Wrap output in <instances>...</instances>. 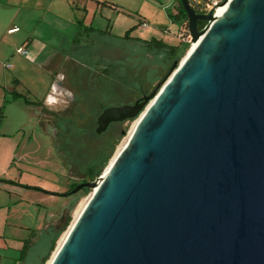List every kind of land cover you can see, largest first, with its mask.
I'll return each mask as SVG.
<instances>
[{"label": "water", "instance_id": "1", "mask_svg": "<svg viewBox=\"0 0 264 264\" xmlns=\"http://www.w3.org/2000/svg\"><path fill=\"white\" fill-rule=\"evenodd\" d=\"M178 1L195 46L98 114L138 120L49 264H264V0Z\"/></svg>", "mask_w": 264, "mask_h": 264}, {"label": "rangeland", "instance_id": "2", "mask_svg": "<svg viewBox=\"0 0 264 264\" xmlns=\"http://www.w3.org/2000/svg\"><path fill=\"white\" fill-rule=\"evenodd\" d=\"M120 2L122 4H118L124 8V11L106 9L102 15L96 12L94 16L92 12H89L83 22H75L72 27L78 30L80 25L83 28L91 24L93 27L104 29L108 24L105 18L107 16L110 20L111 34L114 36H122L126 30L130 29L132 35L140 38L156 37L170 44L177 43L181 23L174 17L170 18L168 12L174 16L178 0H122ZM138 18L146 21V28L138 25ZM114 36L100 37L104 44L100 41L101 43L90 47L91 56L95 59L94 61H97L96 66L102 68L103 62H113L116 59L118 63L124 61L126 54L120 48L124 46L126 49L127 44L123 43V45ZM188 48L189 46L178 60L183 58ZM76 63L73 65L79 66V70L77 69L79 72L76 68L74 69L76 66L71 64L74 69V78L68 75L67 82L77 102L76 105L69 106L70 108L65 110L68 120L60 123L59 148L65 153L63 160L55 149L50 132L54 122L50 121L45 110H41L44 106L38 108L39 112H36L37 117H35L27 111L28 107L25 106L22 98L11 100L12 88L15 87L13 75L17 76L20 82L16 90L22 92L29 100L36 101L45 90L43 85L49 83L48 71L33 69L29 63L16 72L14 69L9 70L11 79L0 83V143L5 150L4 153L11 154L9 164H0V232L8 239L10 245L22 244L23 239L32 237V232L44 229L52 222L62 225V221L58 222L59 217L69 203V200L60 193L69 188L66 181H76L89 163L101 159L107 151L106 141L111 134H114L117 138L116 143L100 171L101 174L129 131L132 122L138 119H128L121 124L111 125L106 131L97 134L94 129L96 117L101 110L100 102L104 107L120 105L129 102L131 98L132 101V96L136 94L137 97L148 95L166 74V71L163 72L148 88L146 87L144 93H139L134 83H140L143 80L144 69L135 76L133 70L127 66L122 73L121 69L119 70L120 66L116 65L113 73L117 77L112 78L114 82L99 79L95 80L96 85L93 88L85 87L82 90L78 85L77 77H84L83 73L87 70L81 63ZM11 64L17 68L19 62L13 59ZM65 65L61 69L67 70ZM143 86L145 87V84ZM27 89L31 93H28ZM45 107L47 110L59 111L66 106L61 103ZM120 129H124L125 133L121 134ZM9 137L12 139L10 145L6 140ZM90 192L88 190L77 196L76 202L87 199ZM75 207L70 210V218L56 236L54 245L43 264H46L57 243L69 229ZM7 251L9 254L13 253L11 248ZM37 252L39 251L34 248L29 257L35 258Z\"/></svg>", "mask_w": 264, "mask_h": 264}, {"label": "crops", "instance_id": "3", "mask_svg": "<svg viewBox=\"0 0 264 264\" xmlns=\"http://www.w3.org/2000/svg\"><path fill=\"white\" fill-rule=\"evenodd\" d=\"M120 1L122 0H0V83L11 79L9 70L14 69L16 72L30 63L33 69L48 71L50 74L49 83L43 85L45 90L36 101H41L43 106H54L53 83L57 78L58 70L69 58L64 54L78 47L77 43L72 42L77 33L75 27H72L73 24L78 21L83 22L89 12L94 16L96 12L102 15L106 9L124 11V8L118 4H122ZM105 18L108 24L104 29L111 33L110 20L107 16ZM138 19V25L146 22L141 18ZM13 27H17V30L8 32ZM130 36L135 35L130 33ZM21 46L27 50L24 55L16 52ZM13 59L19 62L17 68L11 64ZM18 79L13 75L15 87L12 88L11 95L13 91L23 94L16 90V87L20 86ZM27 91L31 93L29 89ZM18 98L22 97L18 96L11 100ZM23 102L28 107L27 111L37 117L36 112H39V107L34 104L28 105L24 100ZM6 140L10 145L12 139L9 137ZM4 151L0 143V164H9L11 154ZM69 183V180L66 181L67 186ZM20 247L21 244H8V239L0 232V264H21L17 260ZM10 248L13 250L11 254L7 251Z\"/></svg>", "mask_w": 264, "mask_h": 264}, {"label": "trees", "instance_id": "4", "mask_svg": "<svg viewBox=\"0 0 264 264\" xmlns=\"http://www.w3.org/2000/svg\"><path fill=\"white\" fill-rule=\"evenodd\" d=\"M168 16L170 18L174 17L175 19L179 20L182 26L181 27L182 30H184L183 27L185 28L187 26L185 13L182 10L181 5L179 3L177 5V9L174 13V16H172L170 12H168ZM204 23H205L204 20H198L197 27L200 29ZM106 36H114V35L109 33L107 29H98L91 25L83 26V28H81L80 25L72 41L75 44L77 43L78 47L73 48L68 53L64 54L69 57L67 62H70L72 65L73 63L76 62H77L76 64L81 63L83 68H86L85 69L87 70L86 73L85 71H84L85 74L83 73L84 77L82 76L77 77L78 85L80 88H82V90H84L85 87L93 88V86L96 85L95 80L102 79L105 81L107 80L114 82L112 78L115 79L117 76L115 73H113V71L117 65L120 66L119 70L121 69L122 73H124L125 71L124 69L126 68V66L132 69L133 72L135 73V76H137L140 73V71L143 72L144 69V75L141 74L144 76L143 80H141L140 83L139 82L134 83L136 85L137 92L144 93L146 87L148 88V86L152 84V82H154L157 78H159V76L163 72L166 71L167 74L172 63L175 60H178L179 56L183 54V52L186 50L188 46L187 43L182 42L180 39H178L177 43L170 44L156 37L140 38L137 36H130V29H128L125 31V33L122 36L119 37L114 36L117 40L120 41V43L122 44L124 43L125 45L127 44L126 49L124 48V46H121L122 48H120L126 54L124 57V61L118 63L116 59L113 62H103L102 64L103 67L101 68L99 66H96L97 61H94L95 59L91 56L92 51H90V47H93V45L96 43L103 42V40H100L99 38L100 37L105 38ZM96 54L99 53L96 52ZM73 66H76L74 67V69L76 68V70L77 69L79 70V66L75 64ZM98 68L100 73H98L99 71H97ZM119 77L123 78L121 75H119ZM143 84H145V87L143 86ZM136 95L132 96L133 100L137 98ZM18 96H21L25 101V103L28 105L41 104V101H31L25 95L15 91H13L11 98H16ZM131 99L129 102H131ZM100 107L101 109L104 107L102 102H100ZM51 114L54 116V119H56L55 121H57L59 127L62 121L68 120V118L65 115V110L51 112ZM115 143L116 140L113 141V143L110 146H106L107 151L105 155L101 159L89 163V165L85 168L84 172L78 176V179L70 183L69 189L73 188L74 186H76L81 182L91 181L96 175L100 174V171L108 155L112 151ZM87 191H88L87 188H82L77 196H80V194L82 195V193ZM75 201L76 199L69 204L68 212L62 221V225L60 226L49 225L44 229L38 230L37 232H32L31 238L29 237L22 240V244L18 251V257H17V260H19L21 264H43V262L47 258L50 250L54 245V240L56 236L67 224L70 218V210L73 204L75 203ZM34 248L36 251L39 252H37L35 258H30L29 254L31 253L32 250H34Z\"/></svg>", "mask_w": 264, "mask_h": 264}, {"label": "flooded vegetation", "instance_id": "5", "mask_svg": "<svg viewBox=\"0 0 264 264\" xmlns=\"http://www.w3.org/2000/svg\"><path fill=\"white\" fill-rule=\"evenodd\" d=\"M64 64H66L65 65V67H67L66 69L67 70H63V69H59L58 70V75H57V78L55 79V81H54V83H53V93H54V95L55 96H53L52 97V100H54L53 102H54V104H61V103H64L65 104V109H61V110H59V111H62V110H66L67 108H70V107H72V106H74V105H76L75 103L77 102L76 100H77V98H76V96H75V94L73 93V91L71 90V88H70V86H69V83L67 82L68 80H67V76L69 75V77L70 78H74V76H73V74H74V69H73V66L71 65V63L70 62H65ZM143 96V95H142ZM141 97V96H140ZM140 97H137V98H135L134 100H132L131 102H127V103H129V104H132L135 100H137L138 98H140ZM123 104H126V103H123ZM120 105H122V104H120ZM38 107H42V102H41V104L40 105H37ZM70 106V107H69ZM111 106V105H110ZM112 106H118V105H112ZM107 107V106H106ZM103 108H105V107H103ZM102 108V109H103ZM102 109L100 110V112L102 111ZM41 110H45V112H46V114L49 116V118H50V121L51 122H54V126L52 127V128H50V132H51V136H52V139L54 140V145H55V149H56V151H57V153H58V155H59V157H60V159H64L65 158V153L59 148V144H60V142H61V136H60V129H61V127H59V125L57 124V121H55L56 119H54V116L51 114V112H56V111H51V110H47V109H45V106L43 107V108H41ZM69 111L67 110V113H68ZM99 112V113H100ZM98 113V114H99ZM68 115V114H67ZM98 116V115H97ZM97 118V117H96ZM128 120V119H127ZM124 121H126V120H123V121H117V122H111L108 126H107V128H106V130L108 129V127L109 126H111V125H115V124H121L122 122H124ZM95 122H96V120H95ZM96 128V127H95ZM95 130V129H94ZM105 130V131H106ZM125 130L124 129H120L119 130V132L121 133V134H123V132H124ZM104 132V131H103ZM102 133V132H101ZM100 134V133H99ZM117 138L115 137V135L114 134H111V136H110V138H109V140L108 141H106V146H110L112 143H113V141H115ZM64 157V158H63ZM67 169V171L69 170V168L67 167L66 168ZM68 173H69V171H68ZM71 183V182H70ZM70 183L68 184V186L67 187H69V185H70ZM75 187V186H74ZM73 187V188H74ZM73 188H71V189H69V188H66V190L65 191H63V192H60V193H62V195L63 196H65L66 197V200H69V203H68V205L66 206V208H65V210L63 211V213L61 214V216L59 217V221L58 222H61V221H63V219H64V217H65V215L67 214V212H68V206H69V204L71 203V202H73L76 198H77V195H78V193L80 192V190L82 189H79L78 191H76V192H74L73 194H71V190L73 189ZM66 193H68V194H66ZM49 225H56L57 226V222L55 223V222H52V223H50ZM49 225H47V226H49ZM46 226V227H47ZM45 227V228H46Z\"/></svg>", "mask_w": 264, "mask_h": 264}, {"label": "built area", "instance_id": "6", "mask_svg": "<svg viewBox=\"0 0 264 264\" xmlns=\"http://www.w3.org/2000/svg\"><path fill=\"white\" fill-rule=\"evenodd\" d=\"M189 6L196 12V13H200V14H207V13H212L215 15V12L217 10V8H219V6L221 5V1L222 0H187ZM206 24H203V26L200 28L202 29ZM142 27H146V23L142 22L141 23ZM184 30L181 29L180 33H178V37L179 39L184 42L187 43L188 46H190L191 44V36L187 31V26L184 28ZM17 30V27H13L11 29L8 30V32H14ZM16 52L19 54H26L27 50L24 47H18L16 49ZM7 66H10L9 64H7Z\"/></svg>", "mask_w": 264, "mask_h": 264}, {"label": "bare ground", "instance_id": "7", "mask_svg": "<svg viewBox=\"0 0 264 264\" xmlns=\"http://www.w3.org/2000/svg\"><path fill=\"white\" fill-rule=\"evenodd\" d=\"M225 6H226V4H221V5L219 6V8H217V10H216V12H215V15L217 16V15L222 11V9H223ZM194 46H195V43H194V42H191V44H190V46H189V48H188L187 50L190 51ZM137 120H138V119H135V120L132 122V124H131V126H130V128H129V131L127 132L126 136L122 139L120 145L117 147V149H116V151H115L113 157L110 159V161H109L108 165L105 167L103 173H105V172L107 171V169H108L110 163L113 161V159H114V157L116 156V154L120 151V149L122 148V146L126 143V141H127V139H128V136L130 135L131 130L133 129V127H134V125L136 124ZM87 199H88V198H87ZM87 199H82V200H80V201L78 202V204L76 205V207H75V209H74V211H73V220H72V222H71V225L73 224L74 220L77 218V216L79 215V213L81 212V210H82V208L84 207V205H85ZM71 225H70V227H71ZM70 227H69V229H70ZM69 229H68V230H69ZM68 230H67V232H68ZM67 232H65V233L63 234V236L61 237V239H60L59 242L57 243V246H56L55 250H54L53 253L51 254V256H50V258L48 259V261L46 262V264H49L51 258H52L53 255L55 254L56 250L59 248V246H60L61 243L63 242V240H64V238H65V236H66L65 234H67Z\"/></svg>", "mask_w": 264, "mask_h": 264}]
</instances>
